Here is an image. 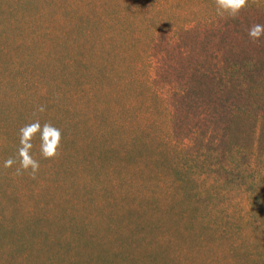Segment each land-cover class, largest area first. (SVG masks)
I'll return each instance as SVG.
<instances>
[{
    "label": "rangeland",
    "instance_id": "obj_1",
    "mask_svg": "<svg viewBox=\"0 0 264 264\" xmlns=\"http://www.w3.org/2000/svg\"><path fill=\"white\" fill-rule=\"evenodd\" d=\"M70 1L16 4V22L0 25L32 79L20 126L38 118L62 133L55 159L37 134L40 170L16 176L18 161L3 164L19 130L0 114V264H264V36L247 32L264 25V4L146 34L128 23L97 36L113 44L101 63L63 41ZM186 1L166 14L199 10ZM27 208L47 215L48 236L21 223Z\"/></svg>",
    "mask_w": 264,
    "mask_h": 264
},
{
    "label": "trees",
    "instance_id": "obj_2",
    "mask_svg": "<svg viewBox=\"0 0 264 264\" xmlns=\"http://www.w3.org/2000/svg\"><path fill=\"white\" fill-rule=\"evenodd\" d=\"M174 1L187 3L186 0H71L67 6H62V17L64 16L62 30H65L62 39L64 38L63 41L66 43H71L73 50H75L74 52H88L91 60H99L104 63L110 56L107 50L112 49L113 44H106V41L98 43L97 36L105 37L119 30H131L129 24L134 22L141 24L142 33L146 34L154 27L170 26V24H173V22L177 23V21L183 25L198 17L206 18L217 15L215 0H197L201 4L199 10L195 8L194 11L188 12L196 16H192L189 19V14L186 13L177 20L174 17H170V14H166V10H170V2ZM34 2L35 0H10L4 6L0 5V25L16 22L15 12L18 9L15 6L16 4L19 6L20 4H33ZM256 4H264V0H249L248 5ZM43 11L44 7L42 6L38 8L37 13L42 16L41 13ZM36 19L38 17L34 20ZM99 29L109 30L100 34ZM2 30L0 29V32ZM70 32H73L71 33L72 35L69 34ZM89 36L95 37V41L90 46L80 45L76 41V39L81 41L80 38ZM20 46L17 44L0 46V114L5 116L9 114L10 117L14 116L12 124L17 126L18 130L22 127L20 122L23 114L25 117L27 114L25 111L30 109V103L32 102L33 97L29 99L28 94L34 92L32 90L31 77L29 74L26 75L25 70L19 63V61H22L19 55L23 51V49L19 48ZM120 54L119 48L113 49L112 60ZM79 58L82 60L84 57ZM87 63H89L88 60L84 62L85 68ZM35 99H37V96H35ZM41 115L45 114L41 113ZM31 151L35 153L33 150ZM11 154L16 156V150L11 152ZM22 216L20 218L21 223L25 222L30 228L38 227L42 236L49 235L50 230L46 225L52 223L47 221V215L46 217L40 216L32 208H27ZM8 217L12 219L16 216L8 212Z\"/></svg>",
    "mask_w": 264,
    "mask_h": 264
},
{
    "label": "clouds",
    "instance_id": "obj_3",
    "mask_svg": "<svg viewBox=\"0 0 264 264\" xmlns=\"http://www.w3.org/2000/svg\"><path fill=\"white\" fill-rule=\"evenodd\" d=\"M249 0H215L217 14L221 17L238 18L240 13L248 6ZM248 36L253 43H257L264 36V25L253 24L247 29ZM46 111V106H37L36 112L43 113ZM39 134L40 139V155L44 159H55L60 155L62 133L61 130L55 127L50 121L41 125L37 118L34 122L25 124L19 129L20 147L18 148L16 157H8L3 166L11 168L19 163L13 175L20 176L27 173L31 178L35 179L39 170L40 163L32 155V141Z\"/></svg>",
    "mask_w": 264,
    "mask_h": 264
}]
</instances>
